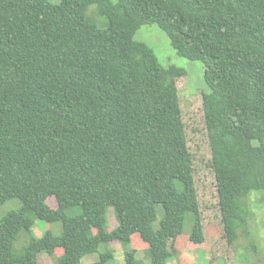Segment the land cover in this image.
<instances>
[{"label":"trees","instance_id":"1","mask_svg":"<svg viewBox=\"0 0 264 264\" xmlns=\"http://www.w3.org/2000/svg\"><path fill=\"white\" fill-rule=\"evenodd\" d=\"M144 24L203 63L224 231L230 242L250 236L248 194L264 190V0H0V205L20 202L0 216V264H38L41 250L54 264H80L113 243L126 264L144 263L131 244L168 264L188 217L189 244L204 242L177 88L185 70L134 38ZM36 219L61 233L17 248ZM98 253L90 264L113 257Z\"/></svg>","mask_w":264,"mask_h":264},{"label":"rangeland","instance_id":"2","mask_svg":"<svg viewBox=\"0 0 264 264\" xmlns=\"http://www.w3.org/2000/svg\"><path fill=\"white\" fill-rule=\"evenodd\" d=\"M50 1L59 3L61 0ZM86 16L99 28H105L108 25V19L97 12L95 5H89ZM134 38L150 45L162 65H175L185 70V74L177 79V88L187 144L193 158L194 180L205 240L201 244H189L187 235L191 222L188 217L184 232L177 239V248L181 252L178 257L170 258L168 264H264V190H252L248 194L250 236L246 238L237 232L235 239L230 242L231 233L224 231L202 104L203 94L209 91L204 81L203 63L179 56L171 46L167 34L156 24L141 25L134 34ZM49 202H53V198ZM19 206L20 202L17 199L8 200L0 205V216ZM107 214L109 226L112 228L116 223L112 207L108 209ZM157 215L158 219L154 221V228L158 227L159 219L163 215L161 207H158ZM48 229L56 234L61 233L59 223L50 224L36 219L28 233L24 231L19 233L15 246L20 248L26 245L31 237L39 238ZM135 240L137 241V237ZM129 248L136 249V259L143 260V264H151L148 259L143 258V249L139 248L138 244H131ZM107 249L113 252V257L107 264H126V248L122 244H102L98 252H104ZM98 252L85 255L80 264H87L86 261L91 258L98 260ZM60 253L57 252L58 255ZM36 255L38 264H54V258L45 251H37Z\"/></svg>","mask_w":264,"mask_h":264},{"label":"crops","instance_id":"3","mask_svg":"<svg viewBox=\"0 0 264 264\" xmlns=\"http://www.w3.org/2000/svg\"><path fill=\"white\" fill-rule=\"evenodd\" d=\"M95 261H97L96 258H91V259H88V260L86 261V263H87V264H90V263H93V262H95Z\"/></svg>","mask_w":264,"mask_h":264}]
</instances>
